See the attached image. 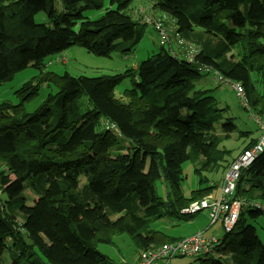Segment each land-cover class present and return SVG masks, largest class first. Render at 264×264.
I'll return each mask as SVG.
<instances>
[{
  "label": "trees",
  "instance_id": "trees-1",
  "mask_svg": "<svg viewBox=\"0 0 264 264\" xmlns=\"http://www.w3.org/2000/svg\"><path fill=\"white\" fill-rule=\"evenodd\" d=\"M54 1L0 0V84L72 44L97 56L125 54L147 26L126 12L131 0H109L95 19L83 12L98 10L102 0H58L60 12ZM147 1V15L198 46L192 60L173 50V38L159 39L158 51L135 69L96 76L46 72L15 91L17 104L0 102V264L4 250L12 264H108L98 244L112 245L119 235L139 253L173 243L179 238L151 224L163 216L190 219L179 211L212 190L182 194V164L200 159L198 172L226 161L237 144L228 149L222 142L232 132L243 149L254 144L230 121L217 132L227 108L212 91L222 85L197 83L207 76L201 67H211L239 83L249 105L264 114V89L257 87L264 82H254V74H264V0ZM40 11L50 22L35 21ZM123 81L129 88L117 95ZM44 82L55 92L28 112L23 102ZM158 180L170 190L167 202L155 191ZM234 196L264 205V152L241 171ZM246 207L250 220L264 216V209L244 206L214 252L200 257L204 264H264V243L244 219Z\"/></svg>",
  "mask_w": 264,
  "mask_h": 264
},
{
  "label": "rangeland",
  "instance_id": "rangeland-1",
  "mask_svg": "<svg viewBox=\"0 0 264 264\" xmlns=\"http://www.w3.org/2000/svg\"><path fill=\"white\" fill-rule=\"evenodd\" d=\"M150 4L147 0H131L128 10L126 11L134 20L135 14H138L139 18V9H144V7ZM109 0H102V5L98 10L87 9L83 12L84 16L89 19H95L102 15L105 12V9L109 7ZM54 7H56L57 12L61 11V4L58 0L54 1ZM34 19L38 23H48L49 17L48 15L43 12H37L34 15ZM169 26L171 25L168 22ZM172 40V39H171ZM170 40V41H171ZM173 42H176L174 39ZM159 38L157 36V32L152 29L150 26H146L144 30V34L140 42L135 47L129 51L131 53L130 58L128 60L125 58L121 52H112L110 56L103 57L97 56L93 53L88 52L85 48L79 46L78 44H72L64 51L48 56L45 60L38 64V66H34L33 63H30L24 69L16 71L12 74L10 79L2 82L0 84V102L4 100H8L12 102V104H17L19 102V97L16 95L15 91L19 89L25 82L33 81L37 82L39 77L42 76L46 72H53L57 75H62L65 72L72 76H96V75H114L121 71V66H127L130 69L131 63L133 60L135 61H142L147 58V55L151 52V49H154V45L160 48ZM179 52L181 55H185L181 47L179 48ZM158 50H155L151 53H154ZM236 50L232 52V57L234 59L237 58ZM60 57V58H59ZM133 59V60H132ZM255 75V83L262 84L264 82V74L261 75L259 73ZM262 76V77H261ZM259 77L261 79H259ZM216 85L222 84H214L213 81L209 76L202 78L198 83L197 86L202 88H214ZM124 87H128V81H123L118 87L117 90H121ZM260 91L264 89V86L257 85ZM55 88L47 87L46 83H42L38 86L37 94L32 96L30 102L25 100L23 102V107L28 111H34L38 105L46 99L48 93H54ZM212 95L216 99L218 106L220 108H227L226 112H224L223 118L220 120L219 123H216L217 132L222 133L225 132L224 123L230 121L233 124H237L240 126L241 129H247L251 131L250 137H256L259 134V129L255 123L254 118L251 117V112H257L249 106L248 108H244L241 101L235 95V92L231 86L223 84L222 86H217L216 89L212 91ZM28 102V103H27ZM227 120V121H226ZM237 127V126H236ZM240 136L238 133L232 132L231 138L226 139L222 142V145L226 148L230 149L234 143L235 139ZM238 148H234L230 154L236 153ZM239 153V152H238ZM230 156L225 157L226 161H220L216 164H212L207 168L201 166L198 172L195 169V166H198L197 160L195 161H186L181 166V173H182V181H181V191L182 194L185 196H189L190 191L197 189V188H205V187H212L211 191L217 193L218 185L222 184L223 176L227 168V161L229 160ZM82 180V179H81ZM219 186V189H220ZM155 191L157 195L164 201H168V192L170 191L161 180L156 181L155 183ZM1 194V193H0ZM26 194L30 196L31 194L29 191H26ZM208 194L202 197H206ZM30 202V201H28ZM252 209L251 207H246L243 211V217L247 221V223H251L255 229L256 233L264 243V216H260L255 220H250L248 217L247 210ZM206 214V217L202 216V214ZM198 214V215H197ZM193 215L188 220H180L177 221L175 217H167L163 216L159 219H156L155 222L151 224V228L154 230H162L167 234L171 235H181V234H188L190 233L191 229L197 226L198 222L202 219L210 223V220L207 216L206 212H199ZM177 222V223H173ZM213 225L214 223H210ZM203 232L205 235L211 236L213 234L216 238L221 239L226 234L222 229L220 223L215 224L212 228L209 229L208 232L204 231H197ZM195 232V233H197ZM116 237L126 238L123 241L117 243V240H113L114 244L112 245H105V244H98V249L101 252V249H106L109 253L113 255L114 258H108V264H121L119 261V255L116 253L115 250H119L123 253V256L126 255L132 257L134 252H136V248L132 242H130L127 235H119ZM180 237V236H178ZM182 238V237H181ZM180 239V238H179ZM121 240V239H119ZM115 245V248H114ZM126 253V254H125ZM4 264H12L11 257L7 250H4L2 254ZM206 258L200 257H174L170 260V264H204ZM42 264H47V262H43Z\"/></svg>",
  "mask_w": 264,
  "mask_h": 264
},
{
  "label": "built area",
  "instance_id": "built-area-1",
  "mask_svg": "<svg viewBox=\"0 0 264 264\" xmlns=\"http://www.w3.org/2000/svg\"><path fill=\"white\" fill-rule=\"evenodd\" d=\"M138 13L139 21L153 27L161 42L167 43L173 38L183 50L185 55L182 56L188 60H192L194 54L198 51L197 45L184 40L175 29L166 26L162 19H153V17L147 15L144 9H139ZM171 52L173 53V51ZM201 71L206 73L214 84L231 86L245 109L250 106L243 87L239 83L231 82L211 67L202 66ZM250 115L254 118L259 129V135L254 144L241 150L229 162L217 194L209 193L206 197L191 201L179 211L180 215H195L199 212H206L210 223L219 222L223 231L229 233L236 224L244 206L250 204L264 209V205L259 202L250 203L243 198H236L234 196L236 182L241 171L247 168L258 154L264 152V114L251 112ZM220 243L221 239L215 236H208L203 232H197L182 237L173 243H164L142 250L137 260L129 264H170V260L176 256L205 257L212 254Z\"/></svg>",
  "mask_w": 264,
  "mask_h": 264
},
{
  "label": "crops",
  "instance_id": "crops-1",
  "mask_svg": "<svg viewBox=\"0 0 264 264\" xmlns=\"http://www.w3.org/2000/svg\"><path fill=\"white\" fill-rule=\"evenodd\" d=\"M172 48H173V50L176 52V53H178L180 56H181V53L179 52L180 50H179V47L175 44V43H172ZM135 49H136V47H135ZM158 49V46H156V44L154 45V49H151V52H153V51H155V50H157ZM149 53V54H152V53ZM122 55H124L125 56V58L128 60V57L130 58V55H131V53H129V52H127V53H125V54H123V53H121ZM148 56V55H147ZM60 58V57H59ZM133 60V59H132ZM138 62L139 61H135V60H133L131 63H129V64H131L130 66H131V68L132 69H135L136 68V66H137V64H138ZM121 68V71H118V72H123V71H125V70H127V69H129L128 68V65L127 66H121L120 67ZM128 86H129V82H128ZM124 88H129V87H124ZM123 88V89H124ZM123 89H121V90H117L116 89V94L117 95H121V93H122V91H123ZM235 126H237L236 128L237 129H239V130H241V131H245V132H248L247 133V135L248 136H250V134L252 133L251 131H249V130H247V129H241L240 128V126L239 125H237V124H235ZM259 135V134H258ZM258 135H256V137H253L254 138V141L256 140V138L258 137ZM243 138V137H242ZM243 140H241V139H239L238 137L235 139V143H234V145L235 144H237V146H236V148H238V151L236 152V153H233L230 157H234L235 155H237V153L238 152H240L242 149H243ZM233 145V146H234ZM232 146V147H233ZM231 147V148H232ZM230 148V149H231ZM231 160V159H230ZM230 160H228V161H230ZM227 161V162H228ZM228 164V163H227ZM219 186H220V184L218 185V190H217V193H218V191H219ZM211 194H217V193H214V191H211L210 192ZM200 214H202V216H204V217H206V214H204V213H200ZM198 215V214H197ZM178 221V220H177ZM173 223H177V222H173ZM217 223H219V222H216V223H214L213 225H211L210 223H208L207 221H205L204 219H202V220H200L199 222H198V224H197V226H195L193 229H191V231H190V233H188V234H181V235H171V234H169V235H171V236H174V237H178V236H180V237H178V238H181V237H183V236H187V235H190V234H193V233H195V232H197V231H204L205 233L206 232H208L209 231V229L210 228H212V226H215V224H217ZM162 231V230H161ZM164 233H166V232H164ZM167 234V233H166ZM211 236H214L213 234H211ZM119 239H121V240H119ZM123 239H126V238H121V237H114L113 238V240H117V243L118 242H120V241H123ZM113 244H114V242H113ZM114 248H115V245H114ZM116 251V253L119 255V261L121 262V264H126L127 262H130V261H134L136 258H137V255H138V251H136V252H134V255L132 256V257H130V256H128V255H126V257L125 256H123V253L121 252V251H119L118 249L117 250H115ZM101 252L107 257V258H110V259H112V258H114L113 257V255L111 254V253H109L106 249H101ZM126 254V253H125ZM116 264H118V263H116Z\"/></svg>",
  "mask_w": 264,
  "mask_h": 264
}]
</instances>
